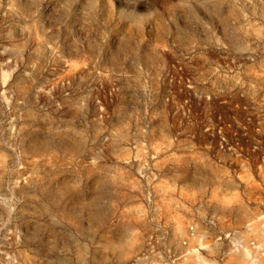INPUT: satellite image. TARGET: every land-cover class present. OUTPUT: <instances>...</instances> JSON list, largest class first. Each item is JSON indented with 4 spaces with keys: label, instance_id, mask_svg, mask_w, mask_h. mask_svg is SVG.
<instances>
[{
    "label": "rangeland",
    "instance_id": "1",
    "mask_svg": "<svg viewBox=\"0 0 264 264\" xmlns=\"http://www.w3.org/2000/svg\"><path fill=\"white\" fill-rule=\"evenodd\" d=\"M0 264H264V0H0Z\"/></svg>",
    "mask_w": 264,
    "mask_h": 264
}]
</instances>
